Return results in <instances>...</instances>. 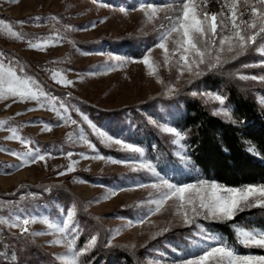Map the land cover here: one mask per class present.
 <instances>
[{
  "label": "rangeland",
  "instance_id": "374dc122",
  "mask_svg": "<svg viewBox=\"0 0 264 264\" xmlns=\"http://www.w3.org/2000/svg\"><path fill=\"white\" fill-rule=\"evenodd\" d=\"M228 2L196 0V5L201 12L218 14L219 22L227 16L225 4ZM254 3L255 0H249V4ZM181 8V0H0V20L5 21L0 25V53L3 54L0 59L5 61V67L9 63L17 69L23 67L24 75L34 78L44 92L55 98L20 100L5 94L0 99V122H4L0 123V209L4 210L0 215L7 221L9 212L27 209L35 216V221L28 226L29 233L23 237L20 228L0 223V264H20L21 258L25 259L22 264H41L33 259L39 254L60 264H85V255L99 244L104 254L123 247L132 251L139 264H186L211 246L221 244L219 238L202 226L203 217L198 218L199 227L184 224V214L187 212L191 217L188 194L184 201L172 195L165 198L168 189L159 181L163 178L179 186L205 179L232 186L204 177L178 178L172 169L155 167L143 148L132 140V131L122 130L135 114L142 113L174 145L173 150L180 158L178 166L185 167L188 174L190 161L183 133L169 120L161 121L149 114L150 105L190 94L201 100L212 114L227 122H237L226 97L209 87L206 80L223 71L264 109V82L238 78L240 75L264 76V33L254 43L249 42L246 51L236 59H232L235 52L227 51L229 44L236 41L230 39L221 50L217 35L209 51L212 58L219 57L223 67L209 70L207 63L199 68L193 64L189 70L186 62L180 60L182 49L175 43L180 36L170 32ZM238 9L237 23L250 19V7L245 5V0H238ZM239 12L244 15L240 17ZM35 17L41 19L37 21ZM18 21L25 23L18 24ZM8 25L17 36L12 35ZM165 33H169L164 41L166 48L154 47ZM223 35L231 37L232 33ZM29 42H46V45L35 49L29 47ZM133 46L139 47L140 52L132 53ZM145 56H148L147 64L143 60ZM197 71L201 74L197 75ZM67 80L73 83L67 85L64 83ZM217 95L223 104L216 100ZM159 107L163 115L170 108ZM171 111L176 112L174 106ZM82 114L105 135L94 132ZM45 122L50 125L48 130L44 129ZM166 126L174 127L180 135L163 133L160 129ZM13 128L17 135L32 143L25 146L18 140L7 139ZM115 139L139 147L140 153L122 149L113 143ZM85 141L95 145V152ZM35 148L40 149L45 160L32 163L25 156L13 154ZM81 153L105 159H85ZM130 157L148 167L140 168L139 162L135 165L111 163V160ZM21 159L22 166L11 167L21 165ZM62 171L66 174L58 175ZM153 183L158 186L153 188ZM66 190L72 195L61 201V193ZM69 210H74V221L80 228L75 233L77 239L72 252L66 241L59 245L51 243L64 240L65 234L44 223L48 220L62 226ZM164 229L168 231L156 235ZM178 229L191 232L193 251L189 255L182 254L171 240L172 232ZM238 229L264 231L244 226ZM67 235L71 239V229ZM93 235L97 237L96 245L76 256ZM246 247L248 252L231 249L242 256H264V248Z\"/></svg>",
  "mask_w": 264,
  "mask_h": 264
},
{
  "label": "snow or ice",
  "instance_id": "6c2138e0",
  "mask_svg": "<svg viewBox=\"0 0 264 264\" xmlns=\"http://www.w3.org/2000/svg\"><path fill=\"white\" fill-rule=\"evenodd\" d=\"M182 8L180 14L175 18L170 32H176L180 39L175 41L178 48L182 49V55L180 60L186 62L189 70H191L192 65L195 64L197 68L200 65L207 63L209 70L214 68L223 67V63L220 62L219 57L212 58L211 52L209 49L213 47L216 43L217 35L220 36L219 44L221 45V50H223V45L225 42L230 39L236 41L235 44H229L227 51L235 52V55L232 56V59H236L244 51H246L249 46V42L254 43L255 39L261 33H264V0H255L254 4H249V0H245V5L250 7V19L249 20H240L237 23L238 19V0H229L225 4L227 8V16L220 19L218 22V14H209L206 11L201 12L198 10L196 5V0H181ZM243 12H239V16L242 17ZM35 20L39 21L40 17H35ZM18 24H24L25 21H18ZM5 21L0 20V25H4ZM8 30L12 32L13 36L18 34L12 31L11 25H8ZM218 29L220 32L218 33ZM224 32H231L232 36L223 35ZM242 33H248L247 35ZM160 37V40L154 47H159L165 49L166 45L164 43L167 35ZM44 44H32L29 42L30 48L39 49ZM3 54L0 53V57ZM207 58V60H206ZM144 63H148V56L143 58ZM227 63V61H224ZM23 67L11 66L9 63L8 67H5V61L0 59V99L7 96L14 98H19L20 100L32 99L37 100L38 97H46L49 99H55L51 97L48 93L43 91L42 86L31 76L24 75ZM197 75L201 73L197 71ZM242 80H259L264 82V76L257 77L255 75H240L238 77ZM53 79H56V74L53 75ZM60 83L59 80L56 81ZM67 85H71L73 81L67 80L64 81ZM35 88V91L33 90ZM216 100L220 101L223 104L222 98L217 95ZM40 107H44L43 104ZM65 112L68 111L63 104L60 106ZM31 111V109H30ZM78 111V109H77ZM17 115H20L18 113ZM84 121L89 123V126L97 132L100 136H104L103 132H100L95 124H92L88 121V117L83 115ZM63 119V117H61ZM4 123V122H0ZM31 123V122H30ZM72 124H77L76 120H71ZM50 125L45 122L44 129L48 130ZM163 133H175L177 136L180 133L171 126L161 127L160 129ZM11 135L7 137L9 140H18L21 144L27 146L32 143L30 140L25 139L17 135L16 129L11 130ZM88 144V147L92 152H95V145L90 141H85ZM114 144L120 145L122 149L140 153L141 149L139 147H134L131 143H123L120 139H115ZM10 151V150H5ZM17 156H25L30 162L35 163L37 160H45V155H42L39 148L30 149L28 152L20 154L13 153ZM69 156L72 155L71 152L68 153ZM81 156L85 159H105V157L100 155H91L88 153H81ZM135 157H130L125 160H111L113 164H132L135 165L138 163ZM24 163L21 159V165H12L11 167H19ZM140 163V168H146L148 165ZM137 169L134 167L133 171ZM71 171V169H68ZM65 172H59L58 175H65ZM160 185L166 186L168 192L165 193V198L169 195L178 196L181 201L185 200V194H188L187 203L191 205V217L186 212L184 214L183 222L186 226H197L198 218L203 217L205 220H224L231 221L239 212H243L246 208L260 207L264 208V184L260 185H245L243 187H225L216 182H210L205 179H199L196 183H185L182 185H177L170 183L167 179L161 178L159 181ZM158 185L153 183L152 187L156 188ZM47 191V190H46ZM116 191H119L117 189ZM24 199V197H21ZM4 210L0 209V213ZM32 216L31 213L27 212V209H20L17 211H11L8 213L7 221H4L3 216L0 215V223H7L9 227H17L21 230V237L29 233L28 226L30 223L35 221V216H32V219L29 218ZM75 212L74 210H69L66 215L65 222L61 225H58L54 222H49L45 220L44 223L47 224L48 228H55L57 232L65 234L64 240H54L52 244H62L65 241L67 242V248L69 252H72L75 249L76 245V235L75 233L79 232V225L75 224L74 221ZM71 229L73 234L71 239L68 238L67 233ZM168 231V229L162 230L161 233L156 235H161L163 232ZM33 235H41L43 233H32ZM238 236L240 242L246 246H255L264 248V231L256 232L245 229H238ZM155 238V236L153 237ZM97 243V237L93 235L90 237V241L86 247L75 253L76 256L83 255L84 253L90 251ZM186 264H264V256L253 257V256H242L234 252L231 248L223 245L222 243L217 246H211L209 249L205 250L197 259H190Z\"/></svg>",
  "mask_w": 264,
  "mask_h": 264
},
{
  "label": "trees",
  "instance_id": "16d2710c",
  "mask_svg": "<svg viewBox=\"0 0 264 264\" xmlns=\"http://www.w3.org/2000/svg\"><path fill=\"white\" fill-rule=\"evenodd\" d=\"M130 49L132 53L140 52L139 47L133 46ZM217 72L206 78L208 86L222 92L237 122H227L220 116L212 114L201 100L190 94L156 101L148 107L149 114L161 121L169 120L183 133L190 161L188 174L185 167L178 166L180 158L173 150L174 145L147 120L145 115L135 114L131 123L125 125L122 130L132 131H130L132 140L143 148L146 158L155 167L161 170L172 169L178 178L204 177L232 187L264 183V109L246 96L237 82L227 77L226 72ZM159 106L167 108L170 106L165 111L167 114L163 115L164 111L159 109ZM171 106L175 107L176 112L171 111ZM193 171L196 172L195 175ZM68 194L69 191L61 193V201L68 198ZM202 226L227 247L239 252H248L249 248L239 240L238 227L264 230V208L245 209L231 221L202 219ZM183 230L173 231L171 240L180 248L182 254L189 255L193 251L189 239L191 232ZM33 259L41 264H60L55 259L43 258L40 254ZM24 260L21 258L20 264ZM85 264L139 263L136 254L124 247L104 254L99 244L85 255Z\"/></svg>",
  "mask_w": 264,
  "mask_h": 264
}]
</instances>
